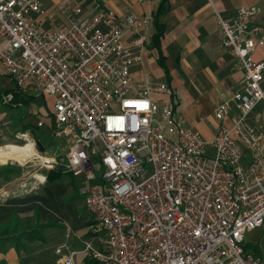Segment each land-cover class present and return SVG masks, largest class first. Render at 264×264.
Instances as JSON below:
<instances>
[{
    "label": "built area",
    "instance_id": "1",
    "mask_svg": "<svg viewBox=\"0 0 264 264\" xmlns=\"http://www.w3.org/2000/svg\"><path fill=\"white\" fill-rule=\"evenodd\" d=\"M211 6L242 78L214 107L218 125L205 139L177 121L163 102L171 86L145 68L155 8L83 15L63 0L66 23L45 29L32 14L39 0H0V74L51 98L50 135L64 150L35 148L37 166L76 178L99 244L86 240L83 252L98 264H261L244 240L264 222V62L252 58L264 30L253 5L231 18ZM74 254L58 262L75 264Z\"/></svg>",
    "mask_w": 264,
    "mask_h": 264
},
{
    "label": "crops",
    "instance_id": "2",
    "mask_svg": "<svg viewBox=\"0 0 264 264\" xmlns=\"http://www.w3.org/2000/svg\"><path fill=\"white\" fill-rule=\"evenodd\" d=\"M40 1L44 9L58 10L63 0ZM70 1L78 4L83 15H91L97 10L107 9L114 10L121 15L129 12H135L139 15H148L151 14L152 8L156 10L161 0H152V2L146 1L140 4L135 0ZM211 2L225 18H231L235 10L240 6H255L257 11L252 24H257L264 30V0H166L165 10L159 17V22L163 24L164 30L159 37L157 47L151 44L150 38L155 32L154 27L152 28V32L148 36L146 47L153 54L154 59L145 64V68L152 73L154 79L166 82L171 86L172 96H164L163 102L173 103L177 121L184 128L197 131L205 139L212 138L216 126L218 125V121L215 119L213 113L214 107L232 96L236 89L237 82L242 78V71L235 68V65L238 63L237 57L220 45L221 36L214 18V9L211 6ZM65 23L66 19H64L62 25ZM159 54L162 55L165 68L158 62ZM252 58L264 62V45L257 46L254 49ZM153 61L155 62V66L152 65ZM26 89L29 90V92ZM26 89L23 90L24 93H29V95L34 93L32 89ZM35 101L36 99L34 102ZM42 101L44 106H47L46 97H44ZM1 106L0 104V107ZM50 110L51 108L48 109L49 112ZM256 112L259 114L256 125L260 130L264 131V119L262 117L264 105L262 103L257 105ZM39 120H42L41 117H39ZM225 122L229 121L225 120ZM49 126L50 123H48L47 131L49 136H51ZM41 127H44V122ZM27 129L30 130L31 127L27 126L25 130ZM20 133L24 134L23 139L27 141V134L29 133L27 131ZM31 141L28 142L27 145L33 144ZM39 141L41 142V140ZM9 143L10 142L0 143V146ZM63 150L64 144L60 143L55 145V147L51 146L47 149L44 146V151L47 152H61ZM18 165H20L18 167H21V170L24 166L30 168V170H23V172L19 170L17 174H11L15 175L14 178L16 180H20L16 187H12L14 181L10 179L11 175L9 179L0 183V221L2 222V220L9 216L7 205L10 200L18 195V193L16 194L18 190H20V193L25 192L27 194L34 192V194H30V196L34 197L36 195V197L41 199L47 206L56 205L57 208L62 211V219H64L77 234L79 233V236L76 238L73 236L69 237V235L65 234L63 238H60V242L56 244H40L41 246L43 245V248L49 253L48 255L45 254L43 258L37 254H32L30 249L33 244L28 243L25 244L27 247L26 251L18 252L14 247H9L6 252H0V260L4 259L8 264H41L43 259H47L51 261L50 264H60L58 259L63 256L66 257L70 251H75V254L76 251L78 253L82 251L81 253L85 255L83 253V244L81 243L82 240L83 242L86 241L82 239L84 233L88 240L91 239L94 245L99 246L97 240L93 238L90 233L89 226L91 225V215L87 210L83 226L81 225L82 220L79 216L81 213L80 209L85 206L82 197L77 192L76 178L69 174H65L61 179L48 180L49 173L56 171L39 168L37 166L35 151L28 156L23 163H19ZM37 172L43 173L45 179L38 180L33 178V175ZM78 198L80 199L79 202L76 201ZM46 223L51 225H48L42 231L44 240L33 242H46L48 239L47 231H50V229L54 230L56 227H61V229L63 227L59 222L47 219L34 226ZM84 225L88 226L85 232L83 230ZM263 225L264 222L259 227ZM75 244H80V248L74 249L73 246ZM253 244L258 246L261 255L259 243L255 242ZM59 247H61V252L57 253L56 249ZM64 249H66V253H63ZM247 249L249 248L247 247ZM252 252L255 254L254 251ZM90 259V264H93ZM84 260L85 259H83V261ZM261 261L260 258V262ZM75 264H77V262H75Z\"/></svg>",
    "mask_w": 264,
    "mask_h": 264
},
{
    "label": "rangeland",
    "instance_id": "3",
    "mask_svg": "<svg viewBox=\"0 0 264 264\" xmlns=\"http://www.w3.org/2000/svg\"><path fill=\"white\" fill-rule=\"evenodd\" d=\"M40 1V0H39ZM41 2V1H40ZM62 3V2H61ZM60 3V4H61ZM42 4V2H41ZM43 5V4H42ZM60 7V5H59ZM47 9V8H46ZM43 9L41 13L39 11L33 10L32 14L36 16V20L44 27L45 29H58L59 27L63 26L64 21V15L62 14L61 10L58 9ZM153 66H155V62L152 63ZM139 76V72H135V79ZM14 81L6 75L0 74V96L3 98L5 95V92L11 88L14 87ZM27 90V89H26ZM29 92V90H27ZM34 92V91H33ZM29 94V93H27ZM36 97V101L34 103L29 104L28 106L19 107L18 109H11V108H4L3 106L0 107V143L4 142H10L9 144H5L3 146H0L1 148H20L26 150L28 153L31 152L32 147L30 148V145H27L28 142H30L34 138L36 140H41L42 144L45 146V148H49L51 146L55 147L58 143L63 144L62 139H54L53 137L49 136L48 134V123H51V117L49 116V111L52 107V100L50 97H46L47 106H44L43 101L44 97L38 93H32ZM4 100H7L9 97L4 96ZM46 109H45V108ZM48 108V109H47ZM40 110V111H39ZM39 117L44 122V127H37L36 123L39 120ZM26 126H30V130H25ZM50 130V129H49ZM27 131L29 134L28 140L23 139L22 136L19 135L20 132ZM30 138V139H29ZM31 143H33L31 141ZM26 145V146H24ZM24 146V147H23ZM27 157H24L22 162L18 161H8L5 163L0 164H10L13 166H20L19 163H23L24 160H26ZM21 168V167H20ZM30 170V168L24 166L22 167V170L20 169V172L23 170ZM15 175H11L10 179H13L14 181L12 187H16L18 182L20 180H16ZM4 180H0V183H3ZM9 187V186H7ZM16 195L14 199L9 201V204L7 205V211H8V217H6L2 222L0 221V225H7L11 226L13 224H16V227L18 229L26 228V227H32L39 222H42L44 220H52L59 222L62 227H56L54 230L50 229V231H47L48 239L46 242H32L29 244H33L32 248L30 249V252L32 254H37L38 256H43L49 253L46 252V249H44L43 245L40 244H56L60 242V238H63L66 235L76 237L79 236L76 231H74L66 222L63 217L61 216L62 211L57 208L56 205L47 206L42 202L41 199L37 198L36 195L34 197L30 196L34 194L30 193H20V190L16 192ZM19 198V199H16ZM79 198L76 199L77 202H79ZM55 206V207H53ZM80 218H81V225L83 226V221L86 218V209L85 207H81L80 209ZM88 229V226L84 225V232ZM49 232V233H48ZM87 236L84 233V236L82 239L88 240ZM255 242H258L261 247V255L259 258H261V264H264V225L262 227L255 228L253 231H249L245 235V244H253ZM84 244L83 240L81 242ZM80 244H75L73 248H80ZM66 248V247H65ZM70 248V247H69ZM250 250L253 251V249L248 246ZM53 251V249H52ZM82 252V251H81ZM78 253L76 251V254H74V260L77 262V264H90L89 257H85L82 253ZM66 253V249H64V252ZM84 253V252H83ZM85 254V253H84ZM83 259H85L83 261ZM47 261V263H46ZM51 261L42 260L41 264H50Z\"/></svg>",
    "mask_w": 264,
    "mask_h": 264
},
{
    "label": "trees",
    "instance_id": "4",
    "mask_svg": "<svg viewBox=\"0 0 264 264\" xmlns=\"http://www.w3.org/2000/svg\"><path fill=\"white\" fill-rule=\"evenodd\" d=\"M166 0H161L158 4L154 14H153V27L155 32L151 36V44L158 47L159 37L162 35L164 26L159 22L160 15L165 10ZM159 64L165 68L164 60L162 55L159 54ZM4 96H9L7 100H4ZM3 98L0 96V104L4 108H19L20 106H28L30 103L34 102L36 99L35 96L24 93L21 88H18L14 85L13 88L7 90ZM27 128V126H26ZM20 170V167L13 166L10 164L0 165V179L7 180L11 174H17ZM65 176L61 171L50 172L48 175V180L61 179ZM71 176V175H70ZM49 223L41 224L38 226L26 227L18 229L16 224L11 226L0 225V252H6L9 247H14L18 252L26 251L27 247L25 244H28L33 241H43V229L46 228ZM246 247L250 246L255 254L260 257L258 246L256 244H246ZM93 264L97 262L93 259H90ZM0 264H8L4 259L0 260Z\"/></svg>",
    "mask_w": 264,
    "mask_h": 264
},
{
    "label": "bare ground",
    "instance_id": "5",
    "mask_svg": "<svg viewBox=\"0 0 264 264\" xmlns=\"http://www.w3.org/2000/svg\"><path fill=\"white\" fill-rule=\"evenodd\" d=\"M29 145H30V148L33 146L31 152L29 153L26 150L21 149V147L20 148H1L0 149V163H5L8 161L22 162L24 157L30 156L35 151L34 142L33 144H29Z\"/></svg>",
    "mask_w": 264,
    "mask_h": 264
},
{
    "label": "water",
    "instance_id": "6",
    "mask_svg": "<svg viewBox=\"0 0 264 264\" xmlns=\"http://www.w3.org/2000/svg\"><path fill=\"white\" fill-rule=\"evenodd\" d=\"M33 139H34V142H35V148L39 151V152H43L44 151V146L42 145V143L39 141V140H36L34 138V135H33Z\"/></svg>",
    "mask_w": 264,
    "mask_h": 264
}]
</instances>
